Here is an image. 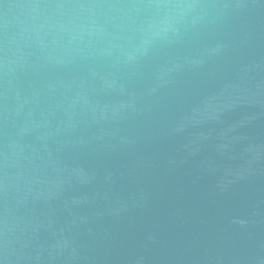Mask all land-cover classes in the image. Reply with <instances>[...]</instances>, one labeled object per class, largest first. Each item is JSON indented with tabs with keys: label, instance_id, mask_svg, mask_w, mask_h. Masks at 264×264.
<instances>
[{
	"label": "water",
	"instance_id": "obj_1",
	"mask_svg": "<svg viewBox=\"0 0 264 264\" xmlns=\"http://www.w3.org/2000/svg\"><path fill=\"white\" fill-rule=\"evenodd\" d=\"M0 264H264V0H0Z\"/></svg>",
	"mask_w": 264,
	"mask_h": 264
}]
</instances>
